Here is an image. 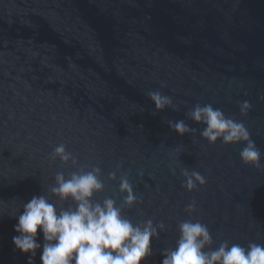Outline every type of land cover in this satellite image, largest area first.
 <instances>
[{"label": "water", "instance_id": "1", "mask_svg": "<svg viewBox=\"0 0 264 264\" xmlns=\"http://www.w3.org/2000/svg\"><path fill=\"white\" fill-rule=\"evenodd\" d=\"M153 91L172 106L156 110ZM262 97L264 0H0V264H28L12 242L23 203L44 194L74 208L51 194L55 174L92 166L104 182L93 203L113 198L133 223L164 222L146 264H160L189 219L208 225L211 249L264 244ZM196 104L243 122L262 167L241 161L245 142L202 138L186 115ZM169 120L197 131L181 136ZM61 143L77 165L52 160ZM184 168L206 183L186 190ZM123 176L139 203L123 205Z\"/></svg>", "mask_w": 264, "mask_h": 264}, {"label": "clouds", "instance_id": "2", "mask_svg": "<svg viewBox=\"0 0 264 264\" xmlns=\"http://www.w3.org/2000/svg\"><path fill=\"white\" fill-rule=\"evenodd\" d=\"M156 110L172 106V99L159 91L148 93ZM264 98V97H262ZM251 108L249 101L239 104L240 113L246 114ZM187 117L196 123L205 125L200 136L210 144L219 139L223 144L245 142L240 151L244 164L260 168L261 152L243 122L226 117L219 108L211 104H200L187 112ZM171 130L183 136L196 132L184 120L168 121ZM59 158L61 163L71 160L75 166L78 161L66 146L61 143L51 153L52 160ZM184 182L182 187L193 191L206 179L197 171L182 169ZM101 169L92 166L90 171L81 168L65 176L62 172L55 174V183L50 192L60 201L71 199L74 208H58L44 194L34 195L23 203V212L17 217L13 226L18 235L13 236L15 249L28 255V264H34L36 251L42 249L41 264H141L154 255L151 246L153 239L159 238L165 230L163 221L154 224L152 219L139 223L123 215V207L118 206L113 198H105L102 203H93L94 193L103 191L104 182L100 179ZM109 179L115 180L116 173L111 172ZM119 190L126 193L123 205L132 206L139 203L133 192V186L127 176L121 177ZM196 202L189 203L185 211L194 212ZM39 233L43 243L38 242ZM179 236L175 248H166L159 252L163 257L160 264H264V244L250 242L247 247L231 244L227 240L218 248L211 249L212 235L207 224L191 219L178 223ZM209 249L205 251V249Z\"/></svg>", "mask_w": 264, "mask_h": 264}]
</instances>
